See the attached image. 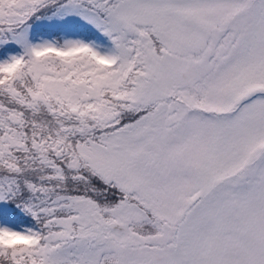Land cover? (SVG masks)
Wrapping results in <instances>:
<instances>
[{"label":"snow or ice","instance_id":"obj_1","mask_svg":"<svg viewBox=\"0 0 264 264\" xmlns=\"http://www.w3.org/2000/svg\"><path fill=\"white\" fill-rule=\"evenodd\" d=\"M0 264H264V0H0Z\"/></svg>","mask_w":264,"mask_h":264}]
</instances>
